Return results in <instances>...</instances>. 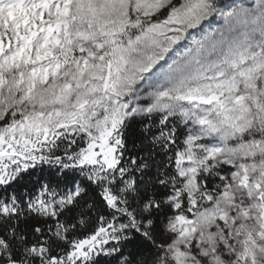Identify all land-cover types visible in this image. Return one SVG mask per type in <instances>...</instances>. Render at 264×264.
<instances>
[{
	"label": "snow or ice",
	"instance_id": "6c2138e0",
	"mask_svg": "<svg viewBox=\"0 0 264 264\" xmlns=\"http://www.w3.org/2000/svg\"><path fill=\"white\" fill-rule=\"evenodd\" d=\"M0 264H264V0H0Z\"/></svg>",
	"mask_w": 264,
	"mask_h": 264
}]
</instances>
